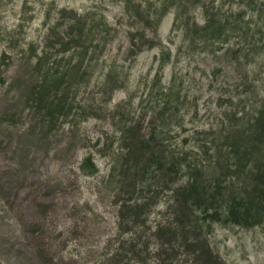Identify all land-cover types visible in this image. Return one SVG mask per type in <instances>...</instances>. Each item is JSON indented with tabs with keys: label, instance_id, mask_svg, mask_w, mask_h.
<instances>
[{
	"label": "trees",
	"instance_id": "16d2710c",
	"mask_svg": "<svg viewBox=\"0 0 264 264\" xmlns=\"http://www.w3.org/2000/svg\"><path fill=\"white\" fill-rule=\"evenodd\" d=\"M117 1L123 14L116 22L96 7L78 12L47 5L42 35L27 41L22 22L11 29L0 25V43H8L12 57L31 64L28 105L43 120L75 128L93 119L112 126L110 142L103 148L107 153L101 149L109 156L101 182L117 189L120 203L119 242L111 261L180 264L176 256L184 250L200 252L199 257L209 253L208 236L217 223L244 228L263 224L264 100L252 117L229 107L224 112L227 121L219 128L191 135L193 148L180 144L178 134L171 132L172 121L177 126L181 122L178 114L186 109L187 96L185 86L173 95V80L160 86V71L170 56L165 52L139 107L130 94L111 103L115 91L126 86L125 61L131 63L141 51L160 45L158 27L169 11L174 12L173 28L182 32L188 46L211 48L230 25L213 12L214 0ZM26 7L23 0L22 9ZM197 7L203 10L204 25L196 21ZM121 34L127 40L123 59L116 54L111 62L103 61ZM182 49L178 46L177 54ZM6 55L0 52V66L10 58ZM95 142L101 143L100 138ZM79 168L86 177L99 171L89 152ZM159 202L165 205L154 212ZM209 262L216 263V257Z\"/></svg>",
	"mask_w": 264,
	"mask_h": 264
},
{
	"label": "rangeland",
	"instance_id": "374dc122",
	"mask_svg": "<svg viewBox=\"0 0 264 264\" xmlns=\"http://www.w3.org/2000/svg\"><path fill=\"white\" fill-rule=\"evenodd\" d=\"M50 4L78 12L96 7L111 22L123 14L117 0H27L24 10L23 0H0V25L11 29L22 22L25 40L36 39L44 32L43 13ZM213 5L217 17L230 23L219 41L211 48L188 46L182 32L173 28L174 12L169 11L158 27L160 45L141 51L131 63L124 60L128 80L111 102L130 94L132 104L139 107L160 70V56L169 52L160 86L173 80V95L185 86L187 96L186 109L178 114L181 122L177 126L172 121L171 132L178 134L180 144L192 148L191 135L219 128L227 121L224 112L229 107L252 117L264 100V0H214ZM195 18L205 24L200 7ZM126 43L119 35L102 55L103 61L111 62L116 54L122 60ZM180 45L183 49L177 54ZM3 50L10 58L0 66V264H115L111 256L119 242L120 203L117 189L101 182L109 169V156L101 149L106 151L112 126L93 119L75 128L43 120L28 105L31 64L12 57L6 42L0 43ZM98 137L101 143L94 145ZM88 152L99 171L86 177L79 165ZM164 205L159 202L154 212ZM208 246L209 253L200 257V252L183 249L176 262L210 264L216 257L214 264H264V221L250 228L217 223Z\"/></svg>",
	"mask_w": 264,
	"mask_h": 264
}]
</instances>
